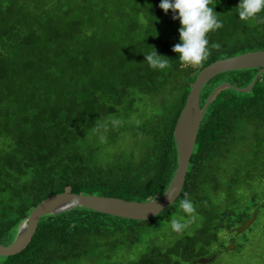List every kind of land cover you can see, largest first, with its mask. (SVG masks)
Returning a JSON list of instances; mask_svg holds the SVG:
<instances>
[{"label": "trees", "instance_id": "16d2710c", "mask_svg": "<svg viewBox=\"0 0 264 264\" xmlns=\"http://www.w3.org/2000/svg\"><path fill=\"white\" fill-rule=\"evenodd\" d=\"M159 4L0 0V243L52 193L162 194L177 166L175 122L198 71L264 49V11L241 21L239 0H212L222 26L207 39L220 48L186 67L172 51L180 22ZM154 50L171 66L150 67L144 56ZM257 70L215 74L200 106L219 83L248 86ZM185 193L190 214L180 208ZM174 219L186 224L182 232ZM212 254L195 264H264V72L248 91L214 94L182 189L158 214L139 220L85 206L47 213L26 247L0 255V264H193Z\"/></svg>", "mask_w": 264, "mask_h": 264}, {"label": "water", "instance_id": "95a60500", "mask_svg": "<svg viewBox=\"0 0 264 264\" xmlns=\"http://www.w3.org/2000/svg\"><path fill=\"white\" fill-rule=\"evenodd\" d=\"M245 67H258L252 82L248 86L238 87L229 82H221L212 89L203 105L200 106L201 88L212 76L223 71ZM262 72H264V49L246 51L216 59L198 71L175 122L174 138L177 148V166L170 184L162 194L148 200L139 201L110 195L83 194L69 191L52 193L39 201L29 211L26 218L20 223L14 239L9 244L0 243V255L8 256L24 249L31 240L42 215L56 213L73 206H85L95 211L139 220L148 219L158 214L176 199L182 189L201 120L214 94L223 87H232L237 91H248ZM167 192L174 193L171 200L168 198ZM251 221L252 219H248L239 230L247 227ZM215 257L216 254L208 257L200 256L193 264L208 263Z\"/></svg>", "mask_w": 264, "mask_h": 264}, {"label": "clouds", "instance_id": "9594fccd", "mask_svg": "<svg viewBox=\"0 0 264 264\" xmlns=\"http://www.w3.org/2000/svg\"><path fill=\"white\" fill-rule=\"evenodd\" d=\"M212 0H160L159 8L165 13L171 11L174 13L172 19L179 20L180 42L175 44L172 51L178 54V60L184 66H198L211 54V49H219L218 43H212L209 47L207 33L222 26L217 12L213 10ZM239 19L249 21L255 19L259 13L264 11V0H239L236 6ZM150 67L153 69H165L171 66V61L158 55L154 50L152 53L144 56ZM144 59V60H145ZM171 200L174 193L167 192ZM180 201V208L185 213H193L195 207L188 194ZM186 224L181 220L171 221V228L176 232H182Z\"/></svg>", "mask_w": 264, "mask_h": 264}, {"label": "rangeland", "instance_id": "374dc122", "mask_svg": "<svg viewBox=\"0 0 264 264\" xmlns=\"http://www.w3.org/2000/svg\"><path fill=\"white\" fill-rule=\"evenodd\" d=\"M0 142H1V144L4 142V144L6 143V141L3 139V138H0ZM1 144H0V146H1ZM3 144V145H4ZM81 262L83 263V264H94V262H91V261H86V260H81Z\"/></svg>", "mask_w": 264, "mask_h": 264}]
</instances>
